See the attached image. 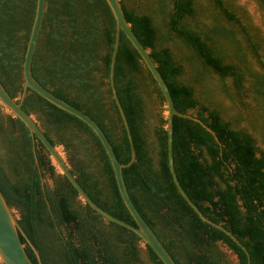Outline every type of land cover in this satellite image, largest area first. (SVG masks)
I'll list each match as a JSON object with an SVG mask.
<instances>
[{
  "label": "trees",
  "instance_id": "16d2710c",
  "mask_svg": "<svg viewBox=\"0 0 264 264\" xmlns=\"http://www.w3.org/2000/svg\"><path fill=\"white\" fill-rule=\"evenodd\" d=\"M125 1L120 0L124 15L149 49L176 110L200 118L221 143L199 123L174 116L173 164L180 185L206 217L237 237L249 253L250 264H264V150L251 132L235 128L219 109L203 101L211 100L209 68L221 80L231 77L240 95L246 94L247 72L249 90L256 101L264 103V57L258 42L223 0H209L217 10L210 22L197 20L194 0H137L131 7ZM256 1L264 10V0ZM35 8L36 0H0V82L12 98L22 90V61ZM223 18L232 24L227 25ZM236 27L246 38L238 35ZM115 34L116 22L105 0H46L31 71L43 87L94 119L118 160L126 164L131 148L108 82ZM172 35L191 51L182 56L191 65L187 82L182 79L183 64L165 46ZM246 40L261 64L259 71L224 60L219 42L237 46L235 56L241 61ZM114 81L135 150L134 162L123 168V177L146 223L176 264H231L216 248L217 242L236 254L237 264H247L242 248L202 221L178 192L167 160L163 94L123 33ZM152 99L159 106L155 116ZM22 108L35 115L53 145L69 150L70 171L89 197L108 213L134 225L111 162L93 130L30 89ZM9 121L6 125L0 115V191L16 210L41 263L140 264L141 238L82 203L23 122L13 116ZM21 239L33 264H38ZM147 249L150 260L162 264Z\"/></svg>",
  "mask_w": 264,
  "mask_h": 264
},
{
  "label": "water",
  "instance_id": "95a60500",
  "mask_svg": "<svg viewBox=\"0 0 264 264\" xmlns=\"http://www.w3.org/2000/svg\"><path fill=\"white\" fill-rule=\"evenodd\" d=\"M105 1L107 2L116 22V34H115L114 47L111 53L108 82L111 89L113 100L118 109V112L122 119L123 126L125 128L129 140V144L131 148L130 161L124 164L118 160L107 136L105 135L102 128L94 119H92L89 115H87L80 109L74 107L68 102L55 96L51 91L43 87L33 77L31 71V64L43 23V18L46 10V0H36L34 19L22 61V76H23L22 90L18 97L12 98L8 94L6 89L3 87L2 83L0 82V106L3 107L5 111L10 113L13 117H17L21 122H23V124L28 128L32 138H36L45 147V149L48 151L50 155V159L53 166L58 170V173L63 174L68 179L70 184L76 190L78 199L82 203L88 204L94 211L102 215L106 221L114 222L138 235L141 238V243L144 244V246H146L147 248L151 249L153 253L157 256V258L162 262V264H176V262L174 261V259L172 258L171 254L168 252L166 247L163 245V243L160 241V239L157 237L154 231L149 227V225L146 223L144 218L141 216V214L135 207L128 193L123 177V168L129 166L131 163L134 162L135 159V150L133 146L129 124L124 109L118 98L115 87V81H114L115 62L119 49L121 33H123L130 41L132 46L135 48L137 53L139 54L142 62L144 63L148 71L151 73L153 79L155 80L156 84L158 85V87L160 88L163 94L165 101L164 103V109H165L164 116L166 119L165 130L167 133V160H168V166L171 177L178 192L202 221L223 231L238 246H240L247 255L248 258L247 264H250V257L247 249L241 244V242L231 231L225 228L222 224L212 221L200 211L197 205L189 198L187 193L184 191L183 187L180 185L174 169V164H173L174 116L188 118L199 123L204 129H206L214 137L217 143L221 145L216 133L200 118L188 113H181L176 110L168 86L166 85L162 75L158 71L156 63L150 57L149 49L144 48V46L141 44V42L133 32L130 23L127 21L124 15L120 0H105ZM29 89L36 92L39 96L47 100L49 103L74 115L75 117L83 121L97 135L111 162L114 178L119 194L126 209L128 210V212L130 213V215L134 220L135 223L134 225L122 219H119L113 216L112 214L108 213L107 211H105L103 208L98 206L84 191V189L76 180L75 176L71 173L70 166L63 157V155L61 154V152L59 151L58 147L56 145H53L48 140L43 130L39 127L38 123L36 122L35 117L32 114H28L22 108L23 102L25 100V97ZM21 237L25 240V242L29 245V247L33 251L38 261V264H42L38 250L35 248L33 243L27 237L26 233L24 232V230L22 229V227L18 222V216H16L15 214V209L8 205L7 201L5 200L3 194L0 191V261L2 262V264H33V262L31 261L25 250V244L22 242Z\"/></svg>",
  "mask_w": 264,
  "mask_h": 264
},
{
  "label": "rangeland",
  "instance_id": "374dc122",
  "mask_svg": "<svg viewBox=\"0 0 264 264\" xmlns=\"http://www.w3.org/2000/svg\"><path fill=\"white\" fill-rule=\"evenodd\" d=\"M223 1L232 11L236 13L237 17L241 19L250 35L258 42L260 53L264 57V10L261 8L259 3L256 0ZM136 2L137 0L125 1L129 7L134 5ZM194 4L197 12V20H200V22H210V15L217 13L213 3L209 0H194ZM188 21H193V19L188 18ZM222 21L227 25L232 24L227 22L225 18H223ZM236 29L239 36H244L246 38L240 27H236ZM219 44L224 52V60L226 62L239 64L243 69L245 67L251 72H256L261 69V64L247 40L244 41L246 54L241 61L235 56V47L237 46L226 41H221ZM165 46L169 47L173 52L175 59L183 64L184 75L182 76V79L187 82L186 76L191 71V65L186 61H182V56L183 53H191L190 49L182 47L180 45L179 39L175 35L171 36V40L167 42ZM206 69L208 72L207 80L211 88V100L203 101L208 105L219 109L224 119L230 121L235 128L246 129L247 131L251 132L255 136L258 146L264 150V103L262 104L261 102L256 101L254 95L249 90L248 81H250V78L247 72L244 71V87L246 94L240 95L237 92L231 77L221 80L219 75H217L215 72L209 68ZM224 88H226L227 91ZM196 96L200 99V93L196 92ZM151 101L155 103L154 99ZM151 108L154 115L158 111L159 106H157L155 103ZM0 115L4 117L6 125H10L9 120L12 118V115L5 111V109L1 106ZM163 115H165V110L163 111ZM33 116L35 117V115ZM252 124H254L257 129H254ZM56 146L67 163L70 165V156L68 154L69 150L65 149L63 145ZM95 168L98 169L97 167ZM56 172L58 173L57 169ZM15 214L18 216L16 210ZM216 248L222 252L227 261H229L231 264H237V256L225 244L222 242H217ZM139 260L140 264H154L149 258L147 247L142 243L139 244ZM0 264H2L1 261Z\"/></svg>",
  "mask_w": 264,
  "mask_h": 264
},
{
  "label": "flooded vegetation",
  "instance_id": "af4514ba",
  "mask_svg": "<svg viewBox=\"0 0 264 264\" xmlns=\"http://www.w3.org/2000/svg\"><path fill=\"white\" fill-rule=\"evenodd\" d=\"M70 166V165H69Z\"/></svg>",
  "mask_w": 264,
  "mask_h": 264
}]
</instances>
